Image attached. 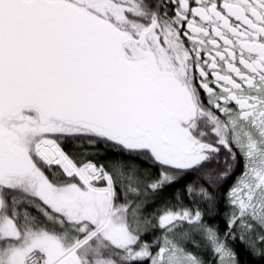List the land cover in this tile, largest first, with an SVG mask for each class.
<instances>
[{
  "label": "snow or ice",
  "instance_id": "6c2138e0",
  "mask_svg": "<svg viewBox=\"0 0 264 264\" xmlns=\"http://www.w3.org/2000/svg\"><path fill=\"white\" fill-rule=\"evenodd\" d=\"M0 264H264V0H0Z\"/></svg>",
  "mask_w": 264,
  "mask_h": 264
}]
</instances>
